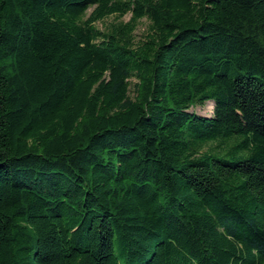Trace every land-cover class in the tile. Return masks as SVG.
<instances>
[{
  "label": "trees",
  "instance_id": "1",
  "mask_svg": "<svg viewBox=\"0 0 264 264\" xmlns=\"http://www.w3.org/2000/svg\"><path fill=\"white\" fill-rule=\"evenodd\" d=\"M0 264H264V0H0Z\"/></svg>",
  "mask_w": 264,
  "mask_h": 264
},
{
  "label": "rangeland",
  "instance_id": "2",
  "mask_svg": "<svg viewBox=\"0 0 264 264\" xmlns=\"http://www.w3.org/2000/svg\"><path fill=\"white\" fill-rule=\"evenodd\" d=\"M89 14V13H88ZM130 15H126L123 17L120 16H110L108 18H105L103 21L95 23L94 27L98 30L101 31H106V29L114 24H119V23H126L130 19ZM147 27L146 22L143 20L139 23L136 31H135V37L136 41L140 40L142 36L146 33L145 28ZM212 102H207L203 106H197L194 111H196L197 114L202 115V116H207V112L209 109H211Z\"/></svg>",
  "mask_w": 264,
  "mask_h": 264
},
{
  "label": "bare ground",
  "instance_id": "3",
  "mask_svg": "<svg viewBox=\"0 0 264 264\" xmlns=\"http://www.w3.org/2000/svg\"><path fill=\"white\" fill-rule=\"evenodd\" d=\"M209 111H210L209 113H211V109H209Z\"/></svg>",
  "mask_w": 264,
  "mask_h": 264
}]
</instances>
